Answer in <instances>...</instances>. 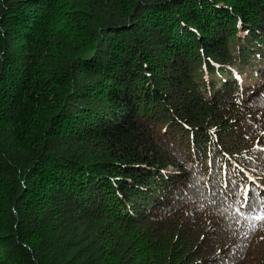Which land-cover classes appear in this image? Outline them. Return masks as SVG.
Here are the masks:
<instances>
[{"label": "trees", "instance_id": "16d2710c", "mask_svg": "<svg viewBox=\"0 0 264 264\" xmlns=\"http://www.w3.org/2000/svg\"><path fill=\"white\" fill-rule=\"evenodd\" d=\"M264 0H0V264H264Z\"/></svg>", "mask_w": 264, "mask_h": 264}, {"label": "snow or ice", "instance_id": "6c2138e0", "mask_svg": "<svg viewBox=\"0 0 264 264\" xmlns=\"http://www.w3.org/2000/svg\"><path fill=\"white\" fill-rule=\"evenodd\" d=\"M256 219H258V220H264V216H258V217H256Z\"/></svg>", "mask_w": 264, "mask_h": 264}]
</instances>
